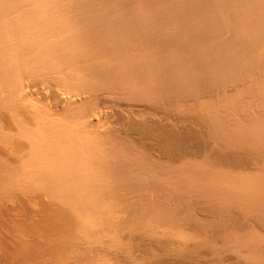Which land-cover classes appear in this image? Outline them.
<instances>
[{
  "label": "bare ground",
  "instance_id": "obj_1",
  "mask_svg": "<svg viewBox=\"0 0 264 264\" xmlns=\"http://www.w3.org/2000/svg\"><path fill=\"white\" fill-rule=\"evenodd\" d=\"M0 264H264V0H0Z\"/></svg>",
  "mask_w": 264,
  "mask_h": 264
}]
</instances>
